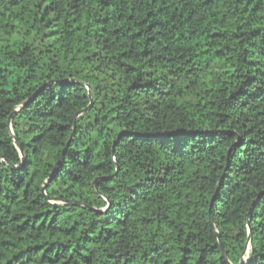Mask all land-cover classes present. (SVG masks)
Masks as SVG:
<instances>
[{
    "label": "trees",
    "instance_id": "16d2710c",
    "mask_svg": "<svg viewBox=\"0 0 264 264\" xmlns=\"http://www.w3.org/2000/svg\"><path fill=\"white\" fill-rule=\"evenodd\" d=\"M0 264H264V0H0Z\"/></svg>",
    "mask_w": 264,
    "mask_h": 264
},
{
    "label": "water",
    "instance_id": "95a60500",
    "mask_svg": "<svg viewBox=\"0 0 264 264\" xmlns=\"http://www.w3.org/2000/svg\"><path fill=\"white\" fill-rule=\"evenodd\" d=\"M14 139H15L16 146H17V148H18L20 154L22 155V149H21V147L19 146L18 141H17L16 138H14ZM66 149H67V148H65V149L63 150L62 154L60 155V157H59V159H58V162L56 163L55 170H56L57 167L60 165V163L63 161ZM43 191H45V187L43 188ZM210 224H211V226L215 229V227H214V223H213V220H212L211 217H210ZM217 235H218V234H217ZM218 237H219V235H218ZM220 247H221V250L223 251L224 256H226V254L224 253V249H223L222 244H220Z\"/></svg>",
    "mask_w": 264,
    "mask_h": 264
}]
</instances>
